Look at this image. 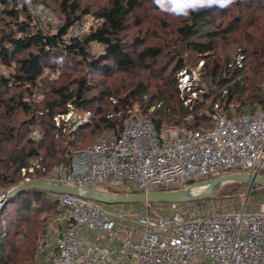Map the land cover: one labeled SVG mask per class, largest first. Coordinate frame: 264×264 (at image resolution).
I'll return each instance as SVG.
<instances>
[{
	"label": "trees",
	"instance_id": "1",
	"mask_svg": "<svg viewBox=\"0 0 264 264\" xmlns=\"http://www.w3.org/2000/svg\"><path fill=\"white\" fill-rule=\"evenodd\" d=\"M32 1L48 7L45 0ZM237 1L242 14L254 11L255 2L264 9V0ZM58 5L63 21L47 31L25 0H0V64L13 67L7 74L0 70V188L19 184L23 168L33 160L40 164L28 172L33 179L53 177L58 166L69 169L74 152L92 143L84 144L86 138L96 139L107 130L119 133L133 114L148 117L159 131L172 123L210 127V112L236 117L264 109V87L248 73H262L264 82V32L244 31L247 26L239 30L240 14L233 24L223 25L216 22L217 7L200 9L176 24L154 23L153 41L138 36L129 42L123 32L141 8L140 0H109L92 12L99 25L81 37L69 36L70 30L91 10L82 9L81 0H58ZM93 43L103 46L100 54L92 52ZM187 58H196L195 66L202 62L200 82L210 87L191 103L192 92L183 98L178 80L183 69L192 72ZM115 70L121 75L105 80L100 90L88 75L102 73L109 79ZM197 83L192 81V90H200ZM69 104L90 114L89 120L71 123L62 118L71 110ZM243 184L249 183L231 186ZM254 188L264 192L260 185ZM8 201L0 209V264H42L36 237L49 231L63 207L53 193L41 189ZM10 206L16 219L4 230L3 215ZM26 226L36 229L35 238Z\"/></svg>",
	"mask_w": 264,
	"mask_h": 264
},
{
	"label": "built area",
	"instance_id": "2",
	"mask_svg": "<svg viewBox=\"0 0 264 264\" xmlns=\"http://www.w3.org/2000/svg\"><path fill=\"white\" fill-rule=\"evenodd\" d=\"M25 3L46 27L53 22L47 7L32 0ZM80 27L73 25L69 34L79 36L72 30ZM181 75L184 81L190 79L186 69ZM209 116L212 124L207 128L172 123L158 131L148 117L130 115L119 133L107 130L98 135L74 152L69 169L58 166L55 175L45 179L136 193L185 188L226 171L262 174L264 109L236 117L218 111ZM56 120L59 124V117ZM82 120H89V115ZM37 167L39 161L33 160L23 168L26 182L33 180L28 172ZM54 196L64 209L65 231L50 264H264V205L186 217L155 214L151 203L114 213L77 194ZM182 204L186 203H167L173 211ZM84 230L92 231L95 239L85 237ZM41 246L47 249L49 242Z\"/></svg>",
	"mask_w": 264,
	"mask_h": 264
},
{
	"label": "rangeland",
	"instance_id": "3",
	"mask_svg": "<svg viewBox=\"0 0 264 264\" xmlns=\"http://www.w3.org/2000/svg\"><path fill=\"white\" fill-rule=\"evenodd\" d=\"M45 1L48 2V4L46 3L48 6L47 8L53 14V18H54L53 22L50 25H48V27L46 28L47 31H51V30L56 29L57 25L63 21V14L61 13L59 9L58 0H45ZM236 1L228 8H225V9L216 8L215 10L216 11L215 12L216 22L221 23L223 25H227V23L231 25L233 24V22H235L236 15L240 14L241 15L240 23L238 22L239 30H241L242 27L247 26L244 29V31H254L257 33L264 32L263 30H261V29H264V9H262V7L257 2H255L252 5L254 11H244V14H242L243 11L239 9L240 6L237 4L238 1L237 2ZM108 2L109 0H81L82 9L89 8L91 10V13L84 15L82 19L80 20V22H76L74 24V25L81 26L79 30H76V31L72 30V31L81 37L85 33L89 32L93 26L97 27L99 25V20L92 14V12H95L99 10L100 8H102L103 6H106ZM140 2L142 3V6L137 12V14L135 15L136 17L134 16L129 20L127 24L128 29L125 32H123V35L126 37V40L129 42H131L132 40H134L135 37H138V36L142 38H149V40L153 41L154 40L152 39L153 37H150V36L152 35V32L155 30V26L157 24H159L160 26L164 25V22L165 21L168 22V20L170 21V23L176 24V23H179L180 19L182 18V16L180 17L174 16V15L168 16L166 12L162 11L160 8L157 7V5L154 3V0H140ZM139 20L141 23L137 24ZM255 20H258V21H255ZM154 23H156V25ZM69 36H72V35L69 34ZM222 43H226V42H222ZM227 46H229V44ZM220 48L222 49V47ZM102 50H103V46H101L98 43H93L92 52L96 54H100ZM183 53L185 56H188V54H190L189 52L188 54L185 52ZM18 56H16V58H18ZM186 60L192 68V72L188 71V73L190 74V79L188 81H184L185 76L181 75V71H180L178 80L180 82L179 86L182 89L181 95L183 98L187 96L188 92H192L190 95L188 94V96L194 99L189 98L187 100L188 103H191V102H195L194 101L195 98H202L201 94H203V92L205 93L209 92L210 87L208 86L207 83L200 82V79H201L200 68H201L202 62L198 66H195L198 61L196 60V58H193L192 60H189L187 58ZM263 60H264V57H263ZM15 66L16 64L14 65V67ZM0 70L3 73L7 74L13 70V67L0 64ZM253 70H256L255 66L253 67ZM248 73L251 74L252 77L253 76L256 77L258 79L257 82H259L260 85L264 87V82L263 80H261L262 73L259 72L256 74V73H251L250 71H248ZM88 75L90 76L93 84L97 85V90H100L104 86L105 80H107L108 83L109 81L113 82L121 75V72L118 70H115L112 76L108 77L109 79H104L106 77L102 73L93 72L92 74H88ZM49 76L53 78L54 76H58V75H53L49 73ZM192 81L198 82L197 86L200 88V90L196 89V91H194L191 89ZM14 90H16V88H14L11 92H14ZM69 106L71 107V110L69 111V113L61 117L65 118V120L71 123L75 121L77 122L79 119L82 120V117H84L86 113H82V112H78L74 110L71 104H69ZM154 108L155 107L153 106L150 110L152 111L154 110ZM94 140H95V136L86 138L84 140L86 142L84 141L83 142L84 144H87V143L93 142ZM55 171H56V168H54V172ZM232 172L234 171H229L228 173H232ZM22 175H23V179L20 181L19 184L26 182L25 178L27 175L23 171H22ZM45 178H34L33 180L45 179ZM194 182L195 181H192L191 183H194ZM231 184L232 183H228L224 185L215 195L211 196L208 199L179 205L176 211H173V209H171V207L167 205V203H151L152 204L151 210L155 214L176 215L177 213H179V215L181 216L193 217L199 214H204L210 211H214L216 209L243 210L247 208V209L252 210V209H257L260 206L264 205V192H262L261 189H256L254 188V185H250V184H243L240 186H236V185L231 186ZM17 185H11L6 188H0V194L5 193L9 189ZM8 202L9 201L5 203L2 202V204L0 203V209L3 210ZM99 203L102 204L106 209L114 213H119L121 211L129 212L133 209H143V206L145 204V203H114L112 204V203H103V202H99ZM3 218H5L6 220L2 222L3 224L2 228H4V230H7L9 226V220L16 219L15 207L10 206L8 211L3 215ZM55 225L56 223L53 220L49 231L45 233L44 232L38 233V236L36 237V243L38 244V250H39L38 258L40 262H42L44 255L46 256V254L42 253L41 244L44 240H47L48 242L51 243V240L53 237L51 236L52 233H49V232L51 230L52 231L55 230L56 228ZM30 229H31L30 226L29 227L26 226L27 232L34 236L36 229L34 228L31 230ZM206 264H209V263H206Z\"/></svg>",
	"mask_w": 264,
	"mask_h": 264
},
{
	"label": "water",
	"instance_id": "4",
	"mask_svg": "<svg viewBox=\"0 0 264 264\" xmlns=\"http://www.w3.org/2000/svg\"><path fill=\"white\" fill-rule=\"evenodd\" d=\"M237 181H246L250 185H260L264 187V174L251 173L246 171L232 172L218 175L208 180L195 183L189 187L171 190H153L136 193H116L89 186H72L62 183L49 182L46 179H36L33 181L18 184L5 193L0 194V203H5L13 199L20 193L41 189L58 193L77 194L85 198L103 203H190L202 201L215 195L224 185ZM198 189V190H197ZM197 190V191H196Z\"/></svg>",
	"mask_w": 264,
	"mask_h": 264
},
{
	"label": "clouds",
	"instance_id": "5",
	"mask_svg": "<svg viewBox=\"0 0 264 264\" xmlns=\"http://www.w3.org/2000/svg\"><path fill=\"white\" fill-rule=\"evenodd\" d=\"M234 2L235 0H154L162 11L178 17H188L191 12L204 8L225 9Z\"/></svg>",
	"mask_w": 264,
	"mask_h": 264
},
{
	"label": "crops",
	"instance_id": "6",
	"mask_svg": "<svg viewBox=\"0 0 264 264\" xmlns=\"http://www.w3.org/2000/svg\"><path fill=\"white\" fill-rule=\"evenodd\" d=\"M145 206H143V208H144ZM63 214V213H62ZM62 214L58 217V218H56L55 220H54V222L56 223V228H55V230H51L49 233H52V240H51V243L49 242V247L47 248V249H42V253H44V254H46V256L44 255V257H43V263L44 264H50V261H51V256H52V254L55 252V248H56V244H57V240L59 239V237L62 235V233L65 231V220H64V218H63V216H62ZM53 229H54V227H53ZM55 231H57V232H55ZM82 234L85 236V237H87V238H89V239H95V235H94V233L92 232V231H89V230H84L83 232H82ZM42 263V264H43ZM101 264H103V263H101Z\"/></svg>",
	"mask_w": 264,
	"mask_h": 264
},
{
	"label": "bare ground",
	"instance_id": "7",
	"mask_svg": "<svg viewBox=\"0 0 264 264\" xmlns=\"http://www.w3.org/2000/svg\"><path fill=\"white\" fill-rule=\"evenodd\" d=\"M197 190H198V189H197ZM197 190H196V191H197Z\"/></svg>",
	"mask_w": 264,
	"mask_h": 264
}]
</instances>
